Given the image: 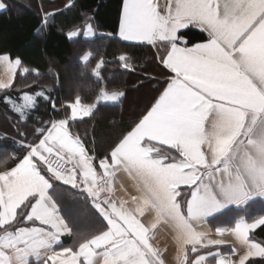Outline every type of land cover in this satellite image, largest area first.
Here are the masks:
<instances>
[{
    "label": "snow or ice",
    "instance_id": "obj_1",
    "mask_svg": "<svg viewBox=\"0 0 264 264\" xmlns=\"http://www.w3.org/2000/svg\"><path fill=\"white\" fill-rule=\"evenodd\" d=\"M248 8L254 17L251 23L235 41L225 42L220 38L219 32L227 25V19H220L218 6L217 9L211 8L209 0H175L174 4L169 3L164 14L154 0H120L118 25L110 34L113 38L132 45L165 49V55L157 56L156 59L167 79L161 86L163 90L156 98V103L149 109V119L158 130L162 128L175 141L168 146L184 157L183 161L174 164L153 162L158 177L163 178L160 186L162 204L171 199L169 193L173 185L191 190V195L183 206L174 202L170 209L177 220L178 231L185 240L181 247L180 264H254L256 260L264 261V241L257 242L250 236V233L264 226V209L259 211L258 216L253 215L251 222L243 217L238 222L240 227L234 231V236L244 250L232 249L231 256L235 259L223 256L219 251L214 252L213 249L224 243H204L200 239L204 234L195 233L190 224L194 216H216L240 211L250 213L258 202L264 205V143L242 149L237 143L239 122L230 111L228 93L207 86L215 68L230 63L227 58L241 62L242 58L238 57L237 50L258 23H264V0L250 3ZM58 14L53 12L52 17ZM191 29L206 33V37L191 42L188 38ZM90 34L94 35L89 22L86 30L69 31L66 38L71 40L81 35L88 37ZM216 45L223 49L222 56L217 55ZM174 53L184 58L175 67L167 63ZM127 58L126 54H120L117 60L123 66V60ZM7 60L11 61L10 56ZM8 69L11 83L0 87V90L13 86V70L16 66L8 64ZM38 72L37 69L36 74ZM249 80H252L251 75ZM258 90L264 95V87H258ZM40 91L22 92L23 105L19 104V98L17 103H10L11 97L7 94L3 103L19 123H26L34 111L35 101L40 98L37 94ZM213 112L219 122L217 131L213 134L209 159L202 147L206 136L203 125ZM9 126L18 127L19 124L10 122ZM17 135L23 137L24 134L18 132ZM43 137L44 132H41L37 142L27 145L25 156L14 160V164L19 166L31 161L36 176L30 179V183L36 187L17 200L8 213L10 218L6 222H0V264H55L60 253L53 251V245L62 236L71 235L73 226L89 227L95 218L93 213L111 230V217L105 218L100 207L95 203L88 205L77 201L72 192L75 184L64 180L53 182L54 173L48 171L49 162L45 149L39 144ZM3 139L7 141V135ZM196 146H201L202 159L197 158L189 163L186 153ZM16 147L15 141L11 144L0 143L3 155H8L9 150H15ZM33 149L39 155H30ZM186 168H192L193 172H185ZM7 171L11 173L12 169ZM184 180L188 183L180 182ZM8 191L7 187L0 188V193H3L0 212L8 207ZM98 235L102 236L103 233ZM128 239H133L134 242V238ZM95 241L96 237H93L90 241H85V245ZM120 245L121 242L116 241L112 247L119 248ZM188 247H191V256L188 255ZM45 248L48 251L42 254L41 249ZM106 251L110 253L111 248ZM29 257H34L35 260L32 261Z\"/></svg>",
    "mask_w": 264,
    "mask_h": 264
},
{
    "label": "crops",
    "instance_id": "obj_2",
    "mask_svg": "<svg viewBox=\"0 0 264 264\" xmlns=\"http://www.w3.org/2000/svg\"><path fill=\"white\" fill-rule=\"evenodd\" d=\"M154 2L164 14L169 3L174 4L175 0H154ZM253 2L258 0H209L211 8L217 9L218 6L220 19H227V25L219 32L223 41H235L251 23L254 17L249 12L248 6ZM226 5L229 7L226 8ZM6 7L4 1L0 0V12ZM93 36L90 34L88 37ZM159 50L165 51L164 48ZM159 50H157L158 56H160ZM216 52L217 55L222 56L223 49L216 45ZM237 55L242 58L241 62L227 58L230 63L215 68L211 79L207 81V86L228 93L227 99L231 101L230 111L239 122L237 143L244 149L264 143V95L258 90V87H264V84H261V81H264V23H258L255 30L240 45ZM8 56L10 55H0V87H6L11 83L8 77V64L16 66L13 70L14 81L20 70L25 72L21 67L20 59L10 56L11 61H8ZM91 56L90 52L86 53L82 58L83 62H88ZM182 59L184 58L174 53L167 63L175 67ZM249 75L252 80H249ZM105 93L109 101L102 103H115L124 96V92L120 91L102 92L96 104ZM155 103L156 100L152 104L150 102V108ZM95 105H85L77 101L71 105L70 117L72 119L87 117L92 113ZM146 114L116 145L115 151L112 150L107 160L105 157L96 158L89 155L80 139L70 132L67 120L53 121L44 132L43 139L39 140L47 157L54 154L68 163V168L63 173L49 166L48 171L54 173L53 182L64 180L75 184L72 192L79 203L88 205L95 203L100 207L105 218L111 217L109 221L111 230L106 228L104 222L95 213H93L95 218L89 227L73 226L71 235L62 236L60 241L53 245V251L60 253L55 264H106V262L107 264H180L181 247L185 244V240L178 231L177 220L170 209L174 202L183 206L188 201L191 190L173 185L169 193L171 199L166 204H162L160 186L163 178L158 177L153 162L174 164L183 161L184 157L179 156L174 148L168 146L175 141L170 139L162 128L157 129L149 119L151 116L149 110ZM218 122V117L213 112L203 125L206 136L202 147L209 159L212 153L213 134L217 131ZM19 144L26 145L22 142ZM200 152L201 146L187 151V162L191 163L197 158L202 159ZM32 154L39 155L36 149L32 150L30 155ZM33 167L29 160L22 166L11 167V173L7 171L8 169L0 172V188L7 187L9 190V204L4 212H0V222H6L10 218L8 213L12 211L19 198L28 191L35 190V184L30 183V179L36 176ZM185 172L191 173L193 169L186 168ZM180 182L188 183L187 180ZM2 197L3 193H0V198ZM218 217L220 218V214L194 216L190 221L191 229L195 233L204 234L200 237L204 243L223 242V245L213 251H219L223 256L235 259L231 256L232 249L244 250L234 236V231L240 227L238 222L241 218L233 225H225L213 222L214 220L220 222ZM100 233L103 235H98ZM93 237H96L95 243L85 245V241H90ZM129 237L134 238V242L133 239H128ZM116 241L121 242L119 248L112 247ZM196 246L199 247V244ZM108 248H111L110 253L106 251ZM66 249L71 251H65ZM47 251L46 248L41 249L42 254ZM187 252L191 256V247H188ZM29 259L35 260L34 257Z\"/></svg>",
    "mask_w": 264,
    "mask_h": 264
},
{
    "label": "trees",
    "instance_id": "obj_3",
    "mask_svg": "<svg viewBox=\"0 0 264 264\" xmlns=\"http://www.w3.org/2000/svg\"><path fill=\"white\" fill-rule=\"evenodd\" d=\"M2 1L7 7L0 12V55L20 59L26 73L20 70L13 86L0 90V143H17L8 155L0 150V172L16 165L14 160L24 156L27 145L37 142L40 133L56 120L68 121L70 132L80 139L89 155L109 156L163 90L161 86L167 78L157 62V50L132 45L110 35L118 25L120 0ZM53 12L59 14L53 18ZM89 22L93 37L66 38L69 31L86 30ZM204 37L206 33L196 29L188 33L191 42ZM162 51L159 50L160 56L165 55ZM88 52L92 56L85 63L82 58ZM120 54L127 55L130 68L117 60ZM38 89L40 98L29 120L19 123L3 103L5 94L20 99L22 92ZM113 91L124 92V96L115 103L96 104L102 92ZM144 92L147 98L143 102L134 100L135 96L142 98ZM77 101L96 104V107L89 116L72 119L71 105ZM10 122L19 126L10 127ZM5 135L7 141L3 139ZM21 142L26 145H20ZM261 209L264 205L258 202L250 213H227L218 217L220 222H213L233 225L241 217L251 222L252 216H258ZM251 237L264 241V226L252 232ZM254 264H264V261L256 260Z\"/></svg>",
    "mask_w": 264,
    "mask_h": 264
},
{
    "label": "built area",
    "instance_id": "obj_4",
    "mask_svg": "<svg viewBox=\"0 0 264 264\" xmlns=\"http://www.w3.org/2000/svg\"><path fill=\"white\" fill-rule=\"evenodd\" d=\"M124 67L130 68L131 67V61L125 60L123 62ZM47 160L49 162V166L56 169L59 172H65L68 168V163L64 161L62 158L51 154L49 157H47Z\"/></svg>",
    "mask_w": 264,
    "mask_h": 264
},
{
    "label": "rangeland",
    "instance_id": "obj_5",
    "mask_svg": "<svg viewBox=\"0 0 264 264\" xmlns=\"http://www.w3.org/2000/svg\"><path fill=\"white\" fill-rule=\"evenodd\" d=\"M123 66H124V64H123ZM146 92V91H145ZM144 92V93H145ZM143 93V92H142ZM104 95V96H103ZM101 97V99H99V102L98 103H100V102H107V101H109V99H107L106 98V93L105 94H103ZM138 98V101H140V102H143L144 100H145V98H147V94L145 93V95L143 94V97L141 98V97H139V96H135V98H134V100H136ZM141 98V99H140ZM137 101V100H136ZM36 102V101H35ZM10 103H12V104H15V103H17V99H13V98H11V100H10ZM23 98L22 99H20L19 100V104L20 105H23ZM96 106V105H95ZM94 106V107H95Z\"/></svg>",
    "mask_w": 264,
    "mask_h": 264
}]
</instances>
